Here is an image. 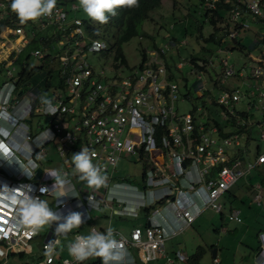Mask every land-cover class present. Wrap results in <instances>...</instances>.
Listing matches in <instances>:
<instances>
[{"label": "built area", "instance_id": "1", "mask_svg": "<svg viewBox=\"0 0 264 264\" xmlns=\"http://www.w3.org/2000/svg\"><path fill=\"white\" fill-rule=\"evenodd\" d=\"M11 2L0 0V23L1 19L12 15L10 20L15 22L5 23L0 30L5 28L6 36L19 32L21 40L27 42L34 35L35 27L48 28L55 38H51L48 46L35 48L29 55L45 60V54L49 53L51 58H57L58 63L52 91H45L43 100H36L42 80L33 82L26 89L21 86L22 81L17 74L23 66L19 56L26 51L14 48L12 53L20 51L16 59H0V66L3 64L4 68V78L0 82V129L7 130V135L0 134V141L11 149L8 160L0 158V171L4 172V175L0 173V187L4 184L18 187L17 194L23 196L26 189L19 187L31 185V195L41 200L43 195L53 196L54 210L64 215L70 210L76 211L81 205L89 210L100 205H114L115 211L130 215H139L140 212L147 220L144 227H133L128 236L119 232L115 234L127 249V264H138L130 249L132 245L136 246L143 263L159 257L173 262L174 258L166 255L165 240L189 226L204 208L220 211L216 199L238 177L264 162V152L258 153L253 162H246L240 142L244 135L251 137V125L256 121L253 113L264 114V90H260L264 87V36L258 40L261 43L260 55L249 56L253 60L249 73L245 75L238 71L236 75L253 79L255 85L248 84V87L251 91L257 90L261 97L260 101H249L246 109L233 107L241 97L240 89L223 85L227 76L235 75L233 67L226 66L227 56L221 58L225 66L222 76L211 68L213 59L210 64L198 62L199 66L208 64L212 71L208 79L215 88H220L214 99L220 108L219 121L231 118L232 124L220 130L212 118L203 120L194 113L177 112L175 103L181 96L179 85L158 52L152 51L127 77L117 80L106 76L99 78L85 54L86 51L104 52L107 44L102 37L92 36L81 18L74 16L68 19L67 7L56 3L51 16H43L36 23H21L11 10ZM204 2L210 13L216 9L217 2L224 3L219 16L221 40H236L239 30L249 29L253 19L264 22V0ZM77 8L76 3L71 5L72 10ZM33 24L36 26L29 29V33L27 27ZM48 29L45 30L46 38ZM54 41L64 47L58 56L51 54ZM93 41L102 46L94 48ZM194 70L198 72L195 92L202 96L203 76L207 69L195 66ZM35 87H38L37 91ZM22 100L25 101L24 106H21ZM43 117L49 118L47 123H41ZM260 136L264 138V130L260 131ZM52 142H56L59 154L70 149L74 153L79 152L82 145L94 152L93 163L101 167L107 177L105 185L99 190L88 187L79 174L67 170H75L73 163H67L62 171L66 174L62 177L66 181L64 184L55 182L53 176L60 172L57 169H42L40 178L35 179V169L41 167V149ZM77 144L80 147L76 148ZM124 151L137 155L143 163V180L140 183L127 178L112 180L110 172ZM12 176L15 179H11ZM255 188L253 199L256 204L264 206L260 185L255 184ZM17 207L11 206L7 200L0 203V264H6L4 259L9 254L25 250L36 235L18 224ZM229 218L240 220V211L234 209ZM258 236L255 264H264V230ZM46 246L53 247V244L46 241L43 248ZM174 255L180 260L188 259L182 250L174 251ZM65 261L69 264L77 262L73 257L57 261L53 256L51 258V264H65Z\"/></svg>", "mask_w": 264, "mask_h": 264}, {"label": "rangeland", "instance_id": "2", "mask_svg": "<svg viewBox=\"0 0 264 264\" xmlns=\"http://www.w3.org/2000/svg\"><path fill=\"white\" fill-rule=\"evenodd\" d=\"M67 8L76 3L77 11L72 13V16H78L81 19L102 24L92 20L84 13L79 5V0H61ZM224 14L225 11H224ZM37 21L32 23H36ZM87 24L84 23L86 28ZM249 29L242 28L239 30L237 40L242 47L232 48V41L228 38L219 41L205 39L209 35L212 26L204 17V7L202 0H162L160 6L154 8L150 12V18L142 22L144 31L152 35V38L134 36L129 41L123 43L122 49L126 58V63L115 61L113 54L104 52L86 51V59L98 74L97 77L107 78H124L127 77L131 70L137 67L139 63L147 59L152 51L159 53L160 59L165 63L170 71L173 79L179 85V93L181 96L176 100L175 106L180 114L194 113L197 118L203 120L207 117H219L220 108L214 104V99L217 97L220 88H215L208 79V74L212 71L207 68L203 76L204 87L202 88L203 95L198 96L195 92V83L198 80L197 73L194 70L193 64L189 61L192 53L196 54L200 60L203 58L213 59L214 65L211 67L215 73H222L225 67L222 64L221 58L227 56L226 66H232L235 75H230L225 78L224 86L240 89V99L233 104L237 110L246 109L249 101H260L261 97L257 94V90L251 91L248 84H254L253 79L248 77H237L238 71L245 75L249 73V69L253 64V60L248 56L249 53L256 55L259 50L251 47V43L255 38L264 33L263 22L250 21ZM48 28H36L34 35L28 38L27 42L21 40L19 32L9 34L6 29L0 30V59L8 58L9 60L16 59L19 52L12 50L21 48L26 51L22 58L23 67H33L36 73L40 70L38 65L50 57L49 53L45 54V60L29 55V62L26 61V56L39 44L40 37L44 36ZM87 29V28H86ZM200 30V32H199ZM24 31V30H23ZM30 33V31L28 30ZM217 36L221 37V30L216 32ZM47 37L55 38L51 30H47ZM98 36H101L99 34ZM185 40L186 42H182ZM3 41L5 44L1 43ZM36 42V43H35ZM172 42V43H171ZM28 43V45H27ZM171 43V44H170ZM225 43V44H223ZM223 44V45H221ZM155 45V46H154ZM63 45L57 44L55 41L51 47L52 56L59 55L63 52ZM161 48L164 50L161 53ZM219 48H222L218 51ZM107 49V47H106ZM21 50V51H22ZM145 52L143 57L142 52ZM249 52V53H248ZM212 56V57H211ZM180 63V66H179ZM3 77V71L0 69V78ZM260 90H264L262 87ZM253 111V110H251ZM256 121H260V125L255 121L252 126L251 140L248 142L244 135L240 138L241 145L244 147V159L246 162L254 161L257 150L264 151V138H261L260 131L264 130V121L262 115L255 112ZM49 118L43 117L41 123H47ZM80 144H77L78 148ZM85 148L83 145L81 149ZM40 157L44 167H53L58 164V167H64L67 163L72 162L73 149L66 150L64 155H60L56 146V142H52L41 149ZM45 152V154H44ZM115 177L131 179L133 182L143 180V163L138 159L137 155L130 152H121L116 162ZM264 179V164L254 166L242 174L233 182L227 191L221 194L216 199V204L221 207V211H215L211 207H206L196 217L191 226H187L182 232L168 237L165 240V252L167 256L174 258L172 264H192L188 260H180L175 257L174 251L182 250L187 256L194 253L196 247L201 245L205 251L197 264H254L256 263L255 253L259 248V232L264 230V206L257 205L253 200L254 193L257 188L254 185ZM42 199L46 201L50 208L54 209V197L51 195H43ZM240 210L241 221L229 219L228 215L231 209ZM97 215L92 221L84 223L79 230L84 236L90 234L89 228L95 225L100 228H108L109 225V210L105 206H101L99 210H92ZM91 211V212H92ZM99 215H101L99 217ZM142 219H117L111 218L110 227H115L125 234L135 224H142ZM48 226H45L40 234L35 236L30 241V251L24 253V257L33 259V264H45L38 261V257L44 255L42 243L44 237L42 233H46ZM76 230V229H75ZM72 232L63 235L61 241L55 245V258L65 256L72 258L67 250V245L73 241ZM134 251L133 248H131ZM215 250V252H214ZM214 257L218 261H214ZM18 261L17 257H10L8 262L13 263ZM57 261V259H55ZM73 264H79L74 262ZM82 264H97L96 258L82 262ZM151 264H166L165 257H160L158 260H152Z\"/></svg>", "mask_w": 264, "mask_h": 264}, {"label": "clouds", "instance_id": "3", "mask_svg": "<svg viewBox=\"0 0 264 264\" xmlns=\"http://www.w3.org/2000/svg\"><path fill=\"white\" fill-rule=\"evenodd\" d=\"M56 3L57 0H12L11 10L21 23H27L29 20L35 22L43 16H51ZM79 5L92 20L100 24H107L108 14L116 16L117 8L121 7H139V0H79ZM97 35H99V30H97ZM101 46L98 42L93 41L94 48L98 49ZM0 134L7 135V130L0 129ZM10 155L9 146L0 141V158L8 160ZM94 157V152L82 148L81 151L74 153L71 159L75 166V173L79 174L80 179L87 182L89 187L99 188L105 185L107 177L103 174L101 167L93 163ZM53 177L57 183H66L59 175ZM17 188L7 184L0 187V203L7 200L13 207L18 205L19 219L17 222L32 234L39 233L45 226L56 224L55 235L67 237V234L73 229L80 228L90 215V210L82 205L76 211L70 210L67 215H64L50 208L46 201L31 195L30 193L33 191L31 185L19 187L26 189L23 196L17 194ZM67 250L79 264L94 258H99L101 264H127L129 255L124 245L116 239L112 228H108L105 232L93 230L86 236L77 235L74 241L67 245ZM44 255L47 258V264H51L55 249L46 246ZM65 264H69V262L65 261Z\"/></svg>", "mask_w": 264, "mask_h": 264}, {"label": "trees", "instance_id": "4", "mask_svg": "<svg viewBox=\"0 0 264 264\" xmlns=\"http://www.w3.org/2000/svg\"><path fill=\"white\" fill-rule=\"evenodd\" d=\"M161 1L162 0H139V7L117 8V10H116L117 15L111 16L110 14H108L109 15L108 23L102 24L101 26H99V24H97V23L96 24L91 23L90 21H87L85 19H81L82 24H83V26H84V23H86L88 25V26L86 25L87 31L92 36H98L97 30H99V34L102 35V38L106 41V44H107V49H105L104 53L113 54L115 61L118 60L120 63H126V58H125V55H124L123 49H122L123 43L129 41L134 36H142V37H149L150 36V38H152V35H150L149 33H147L146 31L143 30L142 22L145 19L150 18V12L154 8L160 6ZM202 2H203V7H204L205 20H208L210 26H212V29H211L209 35L205 39L212 40L215 42L219 41L221 43L222 36L218 37L216 32L220 31L219 26H220V19L221 18H219V16L221 13V8H222V11L224 10V3L217 2L216 9H214L212 11V13H210V11L205 9L206 4H205L204 0H202ZM58 3L65 5L64 3H62L61 0H57V4ZM67 9H68L67 18L70 19V18L74 17L75 15L72 16V13L76 12L77 9H75V10H72L71 8H67ZM14 15L17 17V15L15 13H14ZM12 17H13V15L11 17H6V18L1 19L0 27H2L5 23L15 22L13 19L10 20ZM16 20L19 21L18 17ZM29 22H31V20H29ZM35 26L36 25L33 24L32 27L28 26L27 29L33 30V27H35ZM35 28H37V27H35ZM199 32H200V30H199ZM44 34H45L44 36L40 37L39 44H37L36 46H39V47L40 46H48V44L51 41V38H49V37L46 38V33H44ZM231 41H232V48L242 47L241 43H239L238 41H236V40H231ZM163 52H164V50L161 51V53H163ZM145 54L146 53L143 51L142 52L143 57L145 56ZM26 58L29 62V53L26 56ZM210 60L211 59L207 60L206 58H203L202 60H200V58L194 53H192L190 58H189V61L193 64V67L196 66L198 68H203V69H207L208 64L206 66H204V65L199 66L198 62L201 61L203 63H209L210 64ZM57 63H58V60L56 57L46 58L45 61H43L41 64L38 65V68L42 69L39 73H34L33 67H31L30 70L27 68L24 70V67L22 66L21 72H20V77H21V81H22L21 86L24 88H27V87H25V84H27V82H25V81H28V79H25L26 77H30V79H31V82H29L28 86L32 85L33 84L32 82H35L37 80L39 81V79H41L43 88L39 90L40 93L37 92L38 95L36 96V100H38L40 98V96L44 95L45 91H52L51 90V87H53V81L52 80H53V78H55V72H56L55 66L57 65ZM23 75H25V76H23ZM43 75H45V76L43 77ZM208 75H211V74H208ZM23 80H24V82H23ZM37 89H38V87L34 88V90H36V91H37ZM34 95H36V94H34ZM209 118L213 119V122H215L219 126L220 130H222L221 128L224 127L225 125H230V121H224L221 124L219 119H217L216 117H209ZM260 181L264 187V179H261ZM237 221H239V220H237ZM204 251H205L204 247L201 245H198L196 247L194 253L189 256L188 261H190V263H192V264H197L199 262V260L201 259V257L203 256ZM97 261H96V263H97Z\"/></svg>", "mask_w": 264, "mask_h": 264}, {"label": "crops", "instance_id": "5", "mask_svg": "<svg viewBox=\"0 0 264 264\" xmlns=\"http://www.w3.org/2000/svg\"><path fill=\"white\" fill-rule=\"evenodd\" d=\"M253 21H259V22H263V21H261V20H259V19H253ZM263 25H264V22H263ZM264 36V33H261L260 35H258L256 38H255V40H253V42L251 43V47L252 48H254V49H258L259 50V52L256 54V55H254V54H251V53H249L248 54V56H250V54L251 55H254V56H259L260 55V49H261V43L258 41L259 40V38L261 37V36ZM221 36H222V34H221ZM236 41H238L237 39H236ZM258 41V42H257ZM239 42V41H238ZM0 69H1V71H3V77L2 78H0V82L3 80V78H4V68H3V64H2V66H0ZM27 69H29V68H27ZM25 70V69H24ZM20 72H21V69L19 70V71H17V74L19 75V77H20ZM34 73H36L35 71H34ZM23 76H25V75H23ZM20 79H21V77H20ZM25 79H28V82H27V84H25V87H29L28 86V84H29V82H31V79H30V77H26ZM33 83V82H32ZM26 88V89H27ZM41 89H42V87H41ZM42 92V91H41ZM43 98V96H40V98L38 99V100H40V99H42ZM43 100V99H42ZM25 105V101L24 100H22L21 101V106H24ZM252 117H253V119H255V120H257L256 119V117H255V112L253 113V115H252ZM262 118H263V121H264V114L262 115ZM231 118L229 117V118H226V119H223L221 122H224V121H230V125H231V120H230ZM255 122V121H254ZM257 123L259 122L260 123V121H256ZM253 124V126H254V123H252ZM230 125H225V126H230ZM251 140V138H247V141L249 142ZM260 152H264V151H258L257 150V154H256V156L258 155V153H260ZM42 153V152H41ZM44 154H45V152H44ZM60 155H64V154H60ZM41 160H43V159H41V157H40V161ZM117 162V161H116ZM262 164H264V162L263 163H260V164H258V165H262ZM258 165H256V166H258ZM73 166H74V164H73ZM75 167V166H74ZM42 169H57L58 170V175L59 176H61V177H63L64 175H66V174H64L62 171H64V169H66V164H65V166L64 167H58V164H55V165H53V167H44L43 165H42V161H41V170ZM73 168H71V169H67V170H69V172L70 171H72L73 173H75V170H72ZM116 171V163H115V167H114V169H113V171L112 172H110V174H111V178H112V180L113 179H121V178H119V177H115L114 176V172ZM0 173L2 174V175H4V172H2V171H0ZM75 175H77V173H75ZM40 176H41V173H40ZM40 176L38 177V178H40ZM11 179H15V177H10ZM37 178V179H38ZM125 178V177H124ZM127 178V177H126ZM1 180V179H0ZM128 180H131V179H128ZM132 181V180H131ZM140 181H142V180H140ZM140 181H135V183H140ZM256 184H259L260 185V190H261V193H262V196H263V198H264V187H263V185H262V183H261V181H258ZM89 187V186H88ZM92 189H97V190H99L100 189V187L99 188H95V187H91ZM254 188H255V185H254ZM228 189H229V187H228ZM227 189V190H228ZM226 190V191H227ZM255 193H256V191H255ZM255 193H254V195H255ZM254 200V199H253ZM256 203V202H255ZM53 204H54V201H53ZM258 205V204H257ZM54 207H55V205H53ZM101 206H105L106 208H108V210H109V225H108V228H112L113 230H114V233L116 234V233H122L123 235H129V233H130V231H131V229L133 228V227H135V226H141V227H144L146 224H147V220L145 219V217L139 212V215H130V214H127V213H120V212H117V211H115V208L113 207L114 205H112V206H109V205H100L98 208L96 207V208H93V209H91L90 210V215H89V217H88V219L85 221V223H87V222H89V221H92V220H94L95 218H97V215H94L95 213L92 211V210H99L100 209V207ZM261 206V205H260ZM117 208V207H116ZM234 209H236V208H233V209H231V211H230V213L234 210ZM54 210V209H53ZM239 210V209H238ZM92 211V212H91ZM220 211H221V209H220ZM240 211V210H239ZM230 213H229V215H230ZM229 215H228V217H229ZM101 215H99V217H100ZM112 217H115V218H117V219H142V220H144V222L140 225V224H135V225H133V227H131L130 228V230H129V233L128 234H125L124 232H122V231H120L119 229H117L116 227L117 226H115V227H110V221H111V218ZM229 219H231V220H234L233 218H229ZM241 219H242V217H241ZM241 219L239 220V221H241ZM193 223V222H192ZM192 223L189 225V226H191L192 225ZM92 228H96V229H98L99 231H102V232H105L107 229L106 228H103V226H100V228H98V227H96L95 225H91L90 226V228H89V231L90 232H92ZM186 228V227H185ZM184 228V229H185ZM48 229H49V226H48ZM48 229H47V231H48ZM47 231H46V233H47ZM183 231V230H182ZM181 231V232H182ZM46 233H42L41 235L45 238V236H46ZM180 233V232H179ZM38 234H40V232L39 233H37L35 236H37ZM76 234H81V235H83L79 230H75V229H73V233H72V236H73V241H74V239H75V237H76ZM178 234V233H177ZM35 236L33 237V238H35ZM63 237V235H60L59 237H57V236H55L54 237V239H53V241H52V243H50V244H53V248L55 249V245H56V243H59L60 241H61V238ZM32 238V239H33ZM31 239V240H32ZM30 240V241H31ZM30 241H29V243H30ZM46 241L44 240V242L43 243H45ZM47 242H48V240H47ZM28 243V245L26 246V249L25 250H22V251H19V252H13V253H11V254H9L8 256H7V258H3L4 259V262L6 263V264H33L34 262V260L33 259H31V258H29V257H24V253L25 252H29L30 251V244ZM43 243H42V249L45 251V248H43ZM49 243V242H48ZM131 248H133L134 249V251H132V249ZM130 249H131V251L133 252V254H134V256H135V259H136V262L138 263V264H151V261H148L147 263H143L141 260H140V258L138 257V253H137V249H136V246H130ZM257 251H258V248H257ZM257 251H256V253H257ZM214 252H215V250H214ZM256 253H255V256H256ZM17 257L18 258V261H15V262H13V263H9L8 262V260H9V258L10 257ZM53 257H54V259H57V260H59V259H62V258H69V257H65V256H59L58 258H55V256L53 255ZM160 258V257H159ZM158 258V259H159ZM214 258H216V257H214ZM69 259H71V258H69ZM158 259H154V260H158ZM188 259H189V256H188ZM187 259V260H188ZM98 260V261H97ZM38 261H40V262H42V263H45V264H47L46 262H45V255H42V256H39L38 257ZM96 261H97V264H101V261H100V259L99 258H96ZM175 261V260H174ZM174 261L173 262H167L166 261V257H165V263L166 264H172V263H174ZM218 261V260H217ZM255 264V263H254Z\"/></svg>", "mask_w": 264, "mask_h": 264}, {"label": "water", "instance_id": "6", "mask_svg": "<svg viewBox=\"0 0 264 264\" xmlns=\"http://www.w3.org/2000/svg\"><path fill=\"white\" fill-rule=\"evenodd\" d=\"M40 173H41V167L39 166L35 169L34 178L37 179L40 176ZM55 227H56V224L49 226V229H48L46 236L44 238L45 241L48 240L49 243H52L54 237L56 236L55 235Z\"/></svg>", "mask_w": 264, "mask_h": 264}]
</instances>
